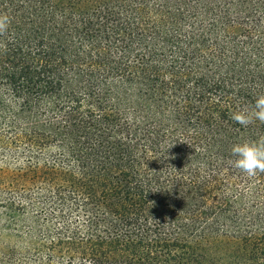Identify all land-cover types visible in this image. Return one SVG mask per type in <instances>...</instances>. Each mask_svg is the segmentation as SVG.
<instances>
[{
    "label": "trees",
    "instance_id": "trees-1",
    "mask_svg": "<svg viewBox=\"0 0 264 264\" xmlns=\"http://www.w3.org/2000/svg\"><path fill=\"white\" fill-rule=\"evenodd\" d=\"M0 264H264V0H0Z\"/></svg>",
    "mask_w": 264,
    "mask_h": 264
},
{
    "label": "clouds",
    "instance_id": "clouds-1",
    "mask_svg": "<svg viewBox=\"0 0 264 264\" xmlns=\"http://www.w3.org/2000/svg\"><path fill=\"white\" fill-rule=\"evenodd\" d=\"M7 24V17H0V31ZM231 119L241 126H247L253 120L264 123V94L258 95L250 108L245 107L233 112ZM229 164L248 176L264 172V136L256 140L234 143L231 147Z\"/></svg>",
    "mask_w": 264,
    "mask_h": 264
},
{
    "label": "rangeland",
    "instance_id": "rangeland-1",
    "mask_svg": "<svg viewBox=\"0 0 264 264\" xmlns=\"http://www.w3.org/2000/svg\"><path fill=\"white\" fill-rule=\"evenodd\" d=\"M4 219H5L4 215H1V216H0V222H1V221H4Z\"/></svg>",
    "mask_w": 264,
    "mask_h": 264
}]
</instances>
